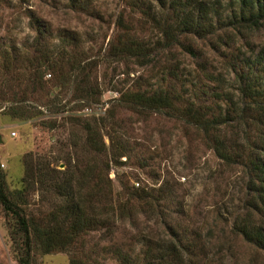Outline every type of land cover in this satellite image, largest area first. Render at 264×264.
Listing matches in <instances>:
<instances>
[{
  "label": "rangeland",
  "instance_id": "1",
  "mask_svg": "<svg viewBox=\"0 0 264 264\" xmlns=\"http://www.w3.org/2000/svg\"><path fill=\"white\" fill-rule=\"evenodd\" d=\"M165 1L0 0L7 191L47 224L63 201L56 184L68 179L107 215L63 248L44 252L34 242L30 264H69L72 255L123 264L115 247L149 260L156 253H146L148 245L178 238L186 256L206 264H264V249L234 228L248 216L264 224L251 163L264 159V96L251 100L241 88L251 64L250 81L264 87V16H249L242 0H203L207 16L194 9L199 26L181 30L183 0ZM125 40L143 41L150 61L115 54L113 45ZM159 88L179 109L193 102L207 115L221 111L230 158L182 112L128 100L133 90ZM89 125L102 150L87 142ZM13 219L0 204V264H19Z\"/></svg>",
  "mask_w": 264,
  "mask_h": 264
},
{
  "label": "trees",
  "instance_id": "2",
  "mask_svg": "<svg viewBox=\"0 0 264 264\" xmlns=\"http://www.w3.org/2000/svg\"><path fill=\"white\" fill-rule=\"evenodd\" d=\"M73 3H77L78 0H70ZM163 5L165 0H159ZM242 3L246 7V11L249 16H264V0H242ZM182 6L178 8L183 12L181 22L179 23V29L190 30L199 26L200 20L193 17L194 9L203 11V16H207L208 6L203 0H183L179 2ZM169 30V29H168ZM170 31L171 40H175L176 36ZM173 36V37H172ZM113 49L116 50L115 54L128 53L136 57V60L141 64H145L150 61L149 52L146 50L145 43L140 40H125L120 46L113 45ZM261 59H257L253 63L258 64ZM254 71V64H251L246 78L248 81L241 87L242 93L249 97L251 100L257 101V96H264L263 90H260L258 86H255L250 81L251 75ZM83 77L82 74H80ZM130 104L135 107L144 108H156L165 111L167 114H176L182 112L183 116L192 122L199 125L202 130L212 137L214 150L220 157L230 158V153L227 151L224 139L219 136V126L227 120V117L222 115L221 111L208 114L207 111L201 109V107L195 105L192 102L191 105L185 109H179L174 103L175 95L165 88L155 89L151 92L146 90L137 89L129 93ZM88 134L86 136L87 142L95 150L99 151L104 148V142L100 141L97 137V132L92 126H88ZM120 155V154H119ZM253 164V170L257 179L256 183H253V189L257 192V198L260 201V208L257 210L260 213L264 212V159L257 156L251 160ZM252 182V181H251ZM58 186V191L63 197V201L56 204V209L51 213V221L47 224H41L36 221L35 218L29 216L26 211L25 205H22L14 198H12L7 191L4 172L0 168V204L4 212L10 215L15 225V232L19 234L21 238V245H18L17 261L19 264L31 263V252L33 243L41 248L44 252H49L56 248H63L71 244L77 237L81 236L84 232L89 230L95 223L102 222L106 219L105 211L101 214L95 209L92 201L90 200V192L83 191L82 187L78 185L76 188L72 187L69 180L66 179ZM147 192V191H145ZM142 195V193H139ZM255 201L254 205H257ZM263 210V211H261ZM262 222V221H261ZM235 231L241 233L243 237L256 244L258 247L264 249V224H257L255 220L250 216L234 224ZM178 236V235H177ZM203 244L200 246L202 247ZM123 264H206L202 262L200 258H197L191 254L186 256L184 252H189L186 245L181 244V240L170 239L168 243L163 242L157 248H153L150 245L145 249L147 252L156 253L155 258L138 259L135 255H131L127 251H123L118 247L114 248ZM157 253L159 255H157ZM187 255H190V254ZM69 264H86L81 258L72 255L69 259ZM104 264V263H103Z\"/></svg>",
  "mask_w": 264,
  "mask_h": 264
}]
</instances>
